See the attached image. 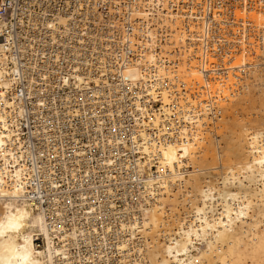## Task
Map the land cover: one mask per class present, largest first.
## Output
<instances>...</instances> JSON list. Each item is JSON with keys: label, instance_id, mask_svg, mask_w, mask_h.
<instances>
[{"label": "bare ground", "instance_id": "6f19581e", "mask_svg": "<svg viewBox=\"0 0 264 264\" xmlns=\"http://www.w3.org/2000/svg\"><path fill=\"white\" fill-rule=\"evenodd\" d=\"M212 2H126L127 20L136 33L133 39L144 48L128 55L123 52L120 59L126 64L121 76L126 80L122 81L126 85L130 79L129 83L141 85L139 96L150 90L152 98L148 99L153 102L149 108L140 105L143 109L138 113L146 115L134 119L130 132L122 126L132 117L128 111H120L124 106L122 94H114L119 99L118 114L113 120L107 119L101 116L108 112L107 107L103 111L92 109V89L75 72L81 68L72 70L74 79L70 83L77 86L74 89L80 93V102L87 105L84 114L95 119L98 112L103 123L116 133L115 137L105 134L98 146L102 154L109 152L116 159H101L95 154V166L90 155L86 157V169L103 168L107 174H115L107 179H114L115 184L91 192L99 208L94 213L85 211L84 222L68 213L73 199L65 190L53 188L55 181L48 167L42 165L43 175L37 176L45 181L43 188L31 178L49 159L40 155L46 148L60 154L53 156L54 160L61 170L72 172V184L82 185L81 177L89 181L86 171H77L72 158H65L69 143L61 125L67 120L68 96L27 79L29 93L50 92L48 103L44 99L40 103L49 104L54 113L38 112L41 106L37 98L31 100L28 110L41 115L42 122L54 120L56 127H29L27 144L23 145L21 129L9 123H15L14 117L23 104L17 95L7 92L11 87L0 86V107L6 104L19 109L13 116L0 111V264L56 262L54 253L67 246L63 241L53 242L49 236L58 233L62 222L57 224V220L62 221L66 211L74 225L72 232L64 233L74 234L59 239L69 240L81 233L88 247L93 238L94 244L113 237L118 241V252H107L101 258L102 264H264V103H260V92L264 91L260 90L264 83V0ZM86 11H93V7L88 6ZM74 12L76 8L70 7L67 14ZM76 28L72 24L63 39L51 37L50 41L66 46V52L77 61L74 66H81L89 56L107 59L94 28L87 29L86 36ZM34 35L38 40L43 38L38 30ZM2 37L0 34V57L12 54L14 47L15 55L21 52L28 61L38 62L26 43L21 42L23 47L15 41L5 44ZM40 65L47 67V60H41ZM28 69L23 68L22 73ZM66 81L63 79V83ZM117 87L114 80L102 89L107 93ZM248 103L254 117L243 122L251 118L249 109H245ZM241 107L247 117L235 123L233 116L241 114ZM100 125L102 133L101 127L106 126ZM116 137L133 143L139 137L137 142L149 157L148 165L155 164L158 171L149 167L146 172L145 162L134 160L132 155L117 156L119 148L111 140ZM97 142L98 138L92 143ZM27 182L35 189L26 191ZM115 191L124 205L108 210L112 206L108 197ZM107 216L110 220L118 218L120 227L110 231L102 228L96 233L88 227L96 220L102 225ZM38 232L44 234L41 239L45 249L38 248L34 241Z\"/></svg>", "mask_w": 264, "mask_h": 264}, {"label": "built area", "instance_id": "2783aa9c", "mask_svg": "<svg viewBox=\"0 0 264 264\" xmlns=\"http://www.w3.org/2000/svg\"><path fill=\"white\" fill-rule=\"evenodd\" d=\"M127 1L132 4L135 0H0V34L3 36L2 40L5 44H9V41H15L22 47V44L26 43V48L31 50L29 53H32L38 60V62L32 59L28 61L21 52H17L15 55L14 47H12V54L7 52L8 49L6 51L8 54L0 57V86L11 87L7 92L17 95L21 100L20 103L23 104L20 112H18L19 109L15 108V106L6 104L5 106L1 105L0 111H6V114L9 116H13L16 111L18 112L14 117L15 123H9L13 124V126L15 124V128L19 127L21 129V136L23 138L22 144L26 145L29 127L34 125H36V129H41L43 126L47 129L56 127V122L54 120L47 123L42 122L40 120L41 115L31 114L28 110V106L32 103L31 100L33 99V101H35L36 98L37 103L41 106V109L37 110L38 112L43 111L48 114V112H53L54 108L47 107V105H49L47 103L49 101L50 92L34 91L33 93H29L27 79H33L37 86L40 85L48 89L53 87L57 93L68 96V111L65 114L67 120H65V125H61V127L65 129V137L69 143V152L65 155V158H72L73 163L77 166V171H86L85 176L88 177L89 181L85 182L84 177H81L80 180L82 185L72 184L71 180L74 177L72 172L61 170L60 166L56 165L53 156H60V154L55 151H47L46 148H44L43 151L41 150L42 152L40 155L45 158L49 157V159L43 162L46 163L45 165L40 162L41 165L38 166L37 172L34 173L31 178L38 181L39 187L43 188L45 181L43 179H37V176L43 175L40 168L42 165L48 167L47 169H50L52 172L51 179L55 181L53 188L65 190L68 192V196L73 199V203H70L68 206V213L78 217L81 222L85 221V211L86 213H94V211L99 208L95 206L97 200L91 192H101L103 185L108 187L115 184L114 179L107 181L109 177H115V174H107L103 168L94 170L86 169L85 166H88L86 157L90 155L92 163L95 166L97 161V157H94L95 154L101 159L102 157L108 158L110 156L116 159L113 154L109 155V152L102 154L98 148L100 139L104 137L105 134L110 137H115L116 133L109 130L106 123H103V120L98 117V112L95 115V119L89 114H84L83 110L87 105H83L80 102V93L74 89L77 86H71L70 83L71 80L74 79V72H72V70L76 67L81 68L75 72H78L81 76V82L86 83L87 87L92 89V93H89L91 97L90 102L93 105L92 109L103 111V109L107 107L108 112H103L101 114V116L105 115L107 119L110 117L113 120L114 116L118 114L116 104L119 99L116 98L114 94H122L124 106L120 111H128L132 116L125 119L122 123V126L126 127L129 132L132 131L130 127L134 125V119L138 116L146 115L138 113L143 109L140 105L143 104V107L149 108L151 106H149V103H153L150 101L152 98V94L149 93L150 90L147 92L145 91V93L141 94L142 96H139L138 90L141 91V85L138 86V84L129 83L131 82L130 79H127L129 82L127 81L126 85L122 81L126 80L121 76V74L124 75L125 67L123 65L126 64L120 59L123 52L128 55L131 51L135 50L139 52L144 48V44L140 47L139 43L133 39L136 37V33L133 30V24L127 20L129 14L125 6ZM218 1L220 0H213L212 3L214 4ZM169 4H171V0H166V5ZM90 5L93 7V11H86L87 7ZM70 7L76 8V12H74L73 15L67 14ZM132 12H134V10L131 11V13ZM143 23L145 25L146 21ZM72 24H75L77 27L76 29L82 36L87 35V29L90 30L94 28V32L97 35V42L99 46L105 50L107 59L102 60V58L89 56L86 62H81V66H74L77 61L75 57L70 56L66 52V46L61 44L57 45L56 42L50 41L51 37L63 39L65 37L66 28ZM54 29L55 31H53ZM37 30L42 34V40H38L34 35V32ZM159 30L161 31V35L163 30ZM127 31L131 33L128 34ZM45 59L47 60L48 66L42 67L40 62ZM83 63L85 64L83 65ZM27 66L30 67V69L22 73V69ZM40 73L42 74L39 75ZM63 79H67V81L63 83ZM111 80H117V85L119 87H117L114 92L106 93L105 89H102V86L112 82ZM57 81L62 82V85H59ZM5 83H7V85H5ZM166 87L167 85L165 88ZM157 89L159 90V87H157L156 90ZM158 92V94H160L162 91ZM138 97L140 99H138ZM148 97H150V99H148ZM43 99L47 101L44 105L40 103V100ZM61 109H64V106H62ZM100 124L106 126L101 127L102 133L98 130L99 126H101ZM112 126H114V124ZM114 128L116 129V126H114ZM97 138L98 142L93 144L92 142ZM138 138L139 137H135V140H133L135 143L126 138H111L112 142L121 152H119L117 156L121 157V154L132 155L135 158L134 160L140 158L145 162L146 172L149 167H152L154 171H158L155 164H151L152 166L148 165L149 161L146 158L149 157L143 154L142 145L137 142ZM15 151L18 152L19 150ZM23 151L28 152V156L31 155L28 150ZM33 151L39 153L37 147H33ZM98 162L100 161L98 160ZM26 177L28 178V176ZM26 187L28 188L26 191L35 189L28 182ZM117 192L118 191L110 193L108 202L110 203L112 201L110 203L112 206H108V210H115V208L120 209L119 207L124 205L121 199L116 195ZM43 193L46 194L45 191H43ZM67 211L62 221L57 220V224L62 222L58 233L49 236L52 238L53 242L60 243L63 241V244L66 243L65 246H67L63 247L61 252L57 254L54 253V256L58 258L57 261L52 264H91L93 260L98 264H102L101 258H105L107 252H118L119 248L118 245H116L118 241H115L114 237L108 238L106 242H102L101 244H94L96 239L93 238L92 245L89 247L88 244L85 243V238L80 236L81 233H76L78 237L74 236L69 240H66V238L59 239V236L74 234L64 233V231L72 232L74 225L73 222L66 217ZM81 211L82 215H79ZM112 216H114V214ZM117 219L111 218L110 220L109 216H107L102 223L104 227L99 223L100 220H96L95 223L88 225V227H92L95 233L100 232L102 228L110 231V229L115 228L118 223L119 225L121 224ZM38 234L39 235L35 237L34 241L38 248L45 249L43 248L44 241L41 239L42 236L44 237V234L40 232H38ZM110 244L113 245L110 247ZM100 251L103 253H100ZM79 253L81 255H79ZM70 259H72V261H69ZM108 264H111V262Z\"/></svg>", "mask_w": 264, "mask_h": 264}, {"label": "rangeland", "instance_id": "374dc122", "mask_svg": "<svg viewBox=\"0 0 264 264\" xmlns=\"http://www.w3.org/2000/svg\"><path fill=\"white\" fill-rule=\"evenodd\" d=\"M260 86L262 87V88L260 87V88H261L260 90L264 89V83H263V84H260ZM262 91H263V90H262ZM262 91L260 92V103H264V102H263V100H264V98H263V97H264V91H263V93H262ZM257 94H258V93L254 94L256 98H258V95H257ZM261 94H262V95H261ZM256 95H257V96H256ZM252 96H253V95H252ZM261 100H262V101H261ZM256 101H257V100H256ZM245 105H246V103H245ZM249 105H250V103L247 104V106H249ZM247 106L245 107V109H246V110L249 109L248 111L250 112V114H249V112L247 111V112H248V117H251V118H247V119H246L247 116H245V115H247V113H246V114H245V113H242L243 110H244V111H246V110H245V109L241 110V109H242V107H241V108H240L241 112H239V114L241 113V114H244V115L242 116V115L240 114V115H241V116H240V115H238L237 113L234 114L235 116H233V118H235L236 121H235V119H233V120L235 121V123H242V121H243L244 119H246V120H244L243 122H246V121H248V120H252V119H253L252 116L254 117V114H253V113H254V110H253L252 107L249 106L250 108H248ZM251 108H252L253 111H250ZM254 109H255V108H254ZM236 115H237V116H236ZM250 115H251V116H250ZM244 116H245V118H244ZM237 117H238V118H237ZM239 117H241V118L239 119ZM242 118H244V119L242 120ZM238 119H239V120H238ZM241 120H242V121H241ZM237 121H239V122H237Z\"/></svg>", "mask_w": 264, "mask_h": 264}]
</instances>
